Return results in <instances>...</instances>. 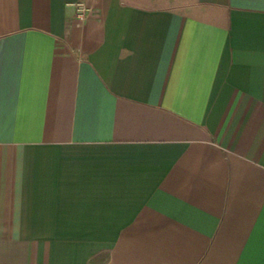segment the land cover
<instances>
[{"label": "crops", "instance_id": "crops-1", "mask_svg": "<svg viewBox=\"0 0 264 264\" xmlns=\"http://www.w3.org/2000/svg\"><path fill=\"white\" fill-rule=\"evenodd\" d=\"M0 264H264V0H0Z\"/></svg>", "mask_w": 264, "mask_h": 264}, {"label": "built area", "instance_id": "built-area-1", "mask_svg": "<svg viewBox=\"0 0 264 264\" xmlns=\"http://www.w3.org/2000/svg\"><path fill=\"white\" fill-rule=\"evenodd\" d=\"M76 7V15L79 19H83L84 15L87 11V6L85 2H78L75 4Z\"/></svg>", "mask_w": 264, "mask_h": 264}]
</instances>
